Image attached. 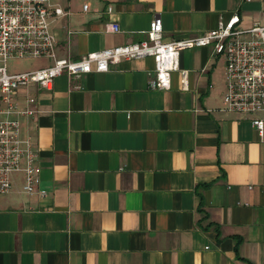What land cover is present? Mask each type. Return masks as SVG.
<instances>
[{"label":"crops","instance_id":"0c3cea01","mask_svg":"<svg viewBox=\"0 0 264 264\" xmlns=\"http://www.w3.org/2000/svg\"><path fill=\"white\" fill-rule=\"evenodd\" d=\"M51 3L69 11L51 29L71 58L144 39L155 14L164 40L234 12L237 27L264 25V0ZM41 60L26 69L50 63ZM153 66L121 59L31 86L39 112L24 131L45 195L22 192L21 172L0 195V264H264V131L251 122L261 114L219 110L225 59L210 46L180 51L186 89L178 71L168 89L149 88Z\"/></svg>","mask_w":264,"mask_h":264},{"label":"built area","instance_id":"2783aa9c","mask_svg":"<svg viewBox=\"0 0 264 264\" xmlns=\"http://www.w3.org/2000/svg\"><path fill=\"white\" fill-rule=\"evenodd\" d=\"M87 7L84 4L83 10ZM110 10L108 7L107 11ZM68 14V10L53 6L51 0H0V195L10 192L17 172L23 175L22 192L45 195L38 188V152L30 134L24 131L25 123L39 112L38 97L31 86L51 89L54 78L60 74L80 76L106 71L110 63L121 59L152 58L149 88L168 89L172 72L178 71L182 88L186 89L187 70L179 66L180 51L210 46L211 57L222 55L225 59V89L219 110L227 114H261L251 122L259 133L264 131V25L237 27L239 15L234 12L228 20H219L205 32L164 40L161 17L155 14L144 39L71 58L57 54V37L51 29L52 17ZM106 29L118 31L119 26L112 22ZM32 57L48 58L50 63L10 71L9 59ZM21 88L24 94L19 100Z\"/></svg>","mask_w":264,"mask_h":264},{"label":"rangeland","instance_id":"374dc122","mask_svg":"<svg viewBox=\"0 0 264 264\" xmlns=\"http://www.w3.org/2000/svg\"><path fill=\"white\" fill-rule=\"evenodd\" d=\"M44 62L41 58H14L8 60L10 71L23 70L28 67Z\"/></svg>","mask_w":264,"mask_h":264}]
</instances>
